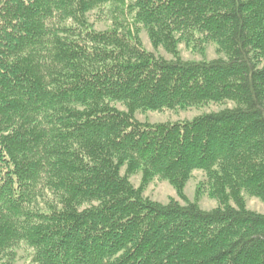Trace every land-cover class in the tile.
I'll return each mask as SVG.
<instances>
[{"label": "trees", "instance_id": "obj_1", "mask_svg": "<svg viewBox=\"0 0 264 264\" xmlns=\"http://www.w3.org/2000/svg\"><path fill=\"white\" fill-rule=\"evenodd\" d=\"M195 171L216 209L143 197L154 179L181 196ZM241 193L264 202V0H0V264L22 244L28 264H264Z\"/></svg>", "mask_w": 264, "mask_h": 264}, {"label": "rangeland", "instance_id": "obj_2", "mask_svg": "<svg viewBox=\"0 0 264 264\" xmlns=\"http://www.w3.org/2000/svg\"><path fill=\"white\" fill-rule=\"evenodd\" d=\"M102 16V15H101ZM96 14L90 13L88 15L89 23L92 24L94 30L96 31H104L107 26L110 24L112 19L109 16H102L101 20L97 19ZM143 48L149 53H153L157 57H161L166 59L167 61L171 60L172 57L166 54L162 49L154 50L149 44L148 38L145 32H141L140 34ZM216 48L213 45H208L205 48V52L203 55L198 53L190 52L186 50L182 45L178 47L180 59L184 62H199V61H213L218 58H222L221 55L216 53ZM115 107L124 111V107L116 104ZM234 105L232 103H226L224 105H207L205 107H201L198 109H190L187 111H179V112H146V113H137L135 118L137 121L142 123H151V124H159V123H175L180 121H191L196 117L216 113L222 111L226 108H233ZM124 170H122L123 174ZM131 184L137 188L140 183V176L137 175L130 179ZM204 182V175L202 172L195 171L190 180L186 183L182 195L178 196L176 191L164 181H158L154 179L152 183L148 185V187L143 192V197L149 199L152 202L159 203L162 205L167 204L170 200H174L180 205H185L187 203H195L197 206L203 211H211L219 207V202L215 199L209 198L206 193H201L200 196L197 195L196 189L199 183ZM241 202L246 210L251 212L264 215V202L250 197L245 193L240 194ZM228 203L231 206H234V201H229ZM30 250L27 249L25 245H20L14 252V260L11 264H28L29 263V255Z\"/></svg>", "mask_w": 264, "mask_h": 264}]
</instances>
